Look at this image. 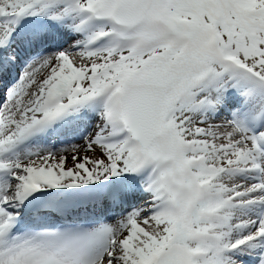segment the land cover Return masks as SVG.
I'll list each match as a JSON object with an SVG mask.
<instances>
[{
  "label": "snow or ice",
  "instance_id": "6c2138e0",
  "mask_svg": "<svg viewBox=\"0 0 264 264\" xmlns=\"http://www.w3.org/2000/svg\"><path fill=\"white\" fill-rule=\"evenodd\" d=\"M0 264H264V0H0Z\"/></svg>",
  "mask_w": 264,
  "mask_h": 264
}]
</instances>
